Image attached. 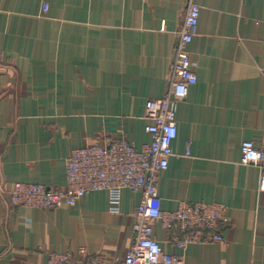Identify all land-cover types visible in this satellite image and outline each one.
<instances>
[{
  "label": "crops",
  "instance_id": "obj_1",
  "mask_svg": "<svg viewBox=\"0 0 264 264\" xmlns=\"http://www.w3.org/2000/svg\"><path fill=\"white\" fill-rule=\"evenodd\" d=\"M201 8L189 46L198 82L176 113L177 138L160 174L162 207L180 201L228 208L223 242L176 247L184 264H264L261 171L242 145L264 148V0H194ZM46 7H48L46 9ZM188 0H0V264H48L51 253L86 248L124 259L141 194L107 191L74 206L13 207L16 182L65 188L74 149L126 139L150 142V100L169 89Z\"/></svg>",
  "mask_w": 264,
  "mask_h": 264
},
{
  "label": "built area",
  "instance_id": "obj_2",
  "mask_svg": "<svg viewBox=\"0 0 264 264\" xmlns=\"http://www.w3.org/2000/svg\"><path fill=\"white\" fill-rule=\"evenodd\" d=\"M200 11L194 0H188L168 92L161 99L147 102L146 116L152 121L146 127L150 142L141 149L126 139L74 149L66 160L65 188L21 182L12 186L10 203L39 209L74 206L80 198L92 192L107 191L111 211L118 213L123 190L141 194L136 209L134 243L124 259L106 258L83 247L76 253H51L48 264H184L182 257L163 250L155 234L157 222L169 233L173 244L184 250L191 244L224 241L220 231L222 225L228 222L225 205L180 201L175 210L166 211L158 192L160 174L169 167L173 155L172 143L178 135V106L187 99L190 87L198 82L189 46L197 32ZM242 163L260 169V190L264 192V148L245 141Z\"/></svg>",
  "mask_w": 264,
  "mask_h": 264
},
{
  "label": "rangeland",
  "instance_id": "obj_3",
  "mask_svg": "<svg viewBox=\"0 0 264 264\" xmlns=\"http://www.w3.org/2000/svg\"><path fill=\"white\" fill-rule=\"evenodd\" d=\"M21 183H24V182H21ZM14 185V184H13ZM12 185V186H13ZM12 186H11V188H12ZM47 186V185H46ZM50 187V186H49ZM11 188H9L8 190L7 189H5L4 187H2L1 188V192L3 193V194H8V196H9V191L11 190ZM9 202V204H10V206H13V207H25V206H18V205H13L12 203H10V201H8ZM27 208H30V207H27ZM31 208H33V207H31ZM33 209H39V208H33ZM41 209V208H40ZM47 210H52V209H47Z\"/></svg>",
  "mask_w": 264,
  "mask_h": 264
}]
</instances>
